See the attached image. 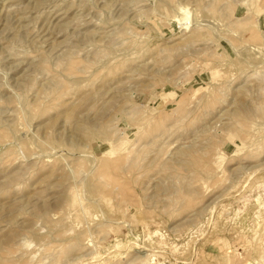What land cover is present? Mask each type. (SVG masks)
<instances>
[{
    "label": "rangeland",
    "instance_id": "1",
    "mask_svg": "<svg viewBox=\"0 0 264 264\" xmlns=\"http://www.w3.org/2000/svg\"><path fill=\"white\" fill-rule=\"evenodd\" d=\"M0 264H264V0H0Z\"/></svg>",
    "mask_w": 264,
    "mask_h": 264
}]
</instances>
